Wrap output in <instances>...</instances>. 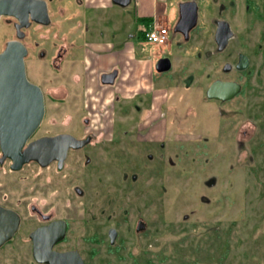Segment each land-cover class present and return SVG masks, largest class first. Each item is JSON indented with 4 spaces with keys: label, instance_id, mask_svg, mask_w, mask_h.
I'll list each match as a JSON object with an SVG mask.
<instances>
[{
    "label": "flooded vegetation",
    "instance_id": "af4514ba",
    "mask_svg": "<svg viewBox=\"0 0 264 264\" xmlns=\"http://www.w3.org/2000/svg\"><path fill=\"white\" fill-rule=\"evenodd\" d=\"M45 1L50 17L49 25L31 22L29 27L22 29L25 35L22 42L28 50L25 59L26 71L29 57L34 55L36 63L31 69L32 72L36 71L39 74L34 80L29 78L30 73H27V76L32 83L41 88L45 98L43 121L28 139L22 152L30 143L42 139L67 140L58 144L63 149L67 147V150L62 160L59 159L60 155H57L55 160L47 165L30 161L19 170L12 169L11 159L7 158L1 163L0 150V169H7L10 182L14 177L21 182L19 183L21 185L14 189L19 196H11L8 192L0 201V207L15 212L19 218V225L13 236L0 246V264H168L170 250L168 236L171 228L170 216L165 213L168 211V205H165L164 198L139 196L146 195L149 189H153L155 183L153 179L158 176L155 175L156 172L165 175L164 168L162 170L161 167H157L153 170L149 163L156 157L157 159L167 157L168 163L174 166L170 158L171 153H175V156L181 159L191 155L193 156L191 161L194 163L210 140L203 130L207 119L223 124L222 133H217L215 129L206 132L210 133L213 139L229 141L238 139L242 135L245 141L251 142L254 139L260 142L259 155L263 156L264 166V0H149L150 12L145 17H137L142 0H110L114 6H118L119 1L127 3L126 8L132 5L136 11L135 20L143 28L155 25L167 28L168 44H171L170 40L175 38L176 50H184L190 57L183 62L185 56L182 55L181 58L176 57L175 62L170 56H162L154 63L152 74L157 84L159 80L164 81L162 85L166 89L172 86L182 87L187 91L192 90L194 93L191 94H195L194 97L198 101L207 100V103L196 102L193 101L195 99L193 97L192 102H182L181 105H188L184 116L179 119L180 123L178 119H173L174 123L180 125L181 131L184 129L182 125H190L189 120L196 121V132H189L185 136L179 133V138L175 142L179 143V146L182 145L184 149L182 156L180 149H172L168 146L170 118L165 120L163 133L159 128L160 133L156 128L161 124L160 118L149 117L154 105L150 106L142 124L137 125V133H127L125 138L118 141L113 140V120L110 133L107 126L100 128L96 133L91 128L90 117L83 115L79 119L75 118L79 113H87L89 106L77 111L67 108L63 117L52 118L56 121V124L52 121L53 125H65L66 129L39 134L45 122L49 96L55 105H62L70 92L75 95L74 91L81 88L84 94L85 91L89 92V87H92L94 99L101 103L107 88L120 87L121 82L119 83L118 79L122 76L121 68L117 64L106 69L101 57L97 56L90 60L85 56L84 61L78 59V55L74 56L70 53L67 43H54L51 47H54L52 50L55 53L49 55L48 50L50 52L51 49L42 48L40 43L36 42L33 50L37 53L31 54L33 51L25 41L26 30L52 27L54 24L52 15L66 12L69 8L84 9L86 18L81 26L86 31L90 28L99 29L103 24L114 26L120 21L117 16L109 20L102 18L100 14L104 8L103 0ZM3 18L15 27L16 21L12 24L14 18L2 17L0 22ZM82 40L83 42L77 41V45L90 48L98 38ZM63 41L66 42L67 38ZM164 58L170 59L171 68L160 72L156 66L158 61ZM44 59L47 60V67L53 73L42 69ZM179 63H182V67L178 66L173 75V65ZM65 66L68 70L71 68L69 73ZM75 67L80 71H76ZM116 73L113 84L103 83V80L109 81ZM60 75L66 79L63 77L59 79ZM202 77L207 78L205 87L203 83L201 84ZM76 78L79 88L70 86V81L72 84L74 81L76 85ZM218 81L233 86L234 91L230 99L222 101L208 98L207 92L210 86ZM65 82L69 89L60 92L59 97L58 90ZM52 84L59 85L52 87ZM235 86H239V89L235 90ZM83 94L80 99L84 97ZM114 96L115 99L118 97L115 92ZM165 104L162 103L157 107L160 114L168 111L165 110L167 109ZM78 105H92L91 97L89 102L79 101ZM192 105L195 108L193 114H191ZM114 106L111 110L112 114ZM136 109L141 110L138 106ZM87 114L91 115L90 109ZM163 114L165 118L167 114ZM227 118L232 122L228 123ZM156 120L158 124L154 123ZM188 143H191L190 146ZM238 143V146H244L245 142ZM132 153L139 154L133 156ZM115 154L120 157L123 155L122 161L132 164L131 166L128 164L130 169L121 172V186L118 188L114 186L116 181L113 183V180L110 182L106 180L99 166L101 158L112 160ZM186 166L187 168L181 166L184 168V173L181 171L183 178L192 172L194 166L196 167L189 164ZM28 167L33 168L29 171ZM25 170L29 173L21 175ZM203 183L210 188L214 187L218 180L212 178ZM164 184H166L164 181L160 183L163 189L162 195L167 193ZM141 185L143 187L138 190ZM143 189L146 191L141 192ZM199 200L203 205L213 204L203 195ZM224 200L227 206L233 208V198H229V195L227 199L224 197L220 199V206L213 214L217 218L215 224L208 228L207 233L210 237L219 235L218 222H222L224 218H218V211L219 209L221 211L222 206L225 205ZM248 209L249 203L246 202L245 213H242L241 217L246 216ZM262 210L264 212V206ZM225 218L230 219L228 215ZM189 219V215L183 216V221L188 222ZM235 222L232 218L229 229L226 230L224 249L225 252L227 249L228 254H231V250L235 248L230 246L229 239L233 233L230 229L234 227ZM195 223L198 222H194V226H198ZM245 239L248 241L247 236ZM262 242L264 243V237ZM249 250L250 247L246 246L243 253L246 262L250 259Z\"/></svg>",
    "mask_w": 264,
    "mask_h": 264
},
{
    "label": "rangeland",
    "instance_id": "374dc122",
    "mask_svg": "<svg viewBox=\"0 0 264 264\" xmlns=\"http://www.w3.org/2000/svg\"><path fill=\"white\" fill-rule=\"evenodd\" d=\"M103 9L104 8H102V10ZM120 9L121 8H119L118 6L112 5L111 7H108V9H105L104 12L111 13L112 15L117 16V18L122 19L121 23L114 26H102L103 28L101 27L100 29L91 28L89 29V31H86L83 27H81V29L78 30V34L80 35V37H77V41L83 42L82 39L84 37L85 39L94 37V32H103L105 38H115L113 42L115 44L121 43L122 47H125L126 41L130 42L133 48L136 49L135 56L138 59H141L144 56H153V54L154 63L158 58L162 56H170L175 60V62L177 61L176 57L181 58L182 55L183 57L185 56L183 62H186V60L190 58L187 52L185 53L184 50H176L177 41L175 38L170 40L171 44L169 48L156 46L153 47L146 43V41L140 39L138 37V31L141 27L140 24H138L135 20V9L132 7V5L128 8L124 7L122 8V10ZM140 10L144 14H148L150 12L147 0H142V6ZM125 19L127 21H125ZM15 21V19L12 20V24ZM67 31L68 29L66 28L65 32ZM114 33H116L117 35L113 37ZM26 35L27 38L25 39V41L27 43V46L32 49L33 53L31 54L35 55L37 52L35 53V50H33V48L36 42L40 43L42 48H50L51 51L49 52L48 50V53L50 55L55 53V51L52 50V48L54 47H51L54 43L68 44L70 43L69 41H72L71 38L66 42L63 41L62 37H59V39H57L51 27L29 29L26 30ZM12 39H17L16 29L15 27H13V25L8 24V22L3 18L0 22V52L3 51L6 43ZM80 46V49L75 48L77 55H79L80 53L83 54V51L81 50L82 45ZM69 50H72V48H69ZM75 58L77 59V57ZM35 63V56L30 55L28 59L27 73H30L28 76H30L29 78L31 80H34L35 76H39L36 71L32 72L31 69V67H33ZM37 63L40 64L39 62ZM42 64L44 66L42 67V69H47L48 73L52 72L47 67L46 59L42 61ZM66 66L68 65L66 64ZM66 66L65 69L68 70V67L66 68ZM178 66L182 67V63L173 65V75ZM69 70L67 71V73H69ZM146 70V67L143 66L142 72L144 74ZM76 71L79 72L80 69L78 70V68H76ZM142 72H139L138 78L141 81H145L142 78L144 75L140 77ZM61 77L66 79V77H64L63 75H60L59 79H61ZM151 77L148 79V83H144L145 88H141L140 85H142L143 83L138 80L139 90L134 92L133 96H129V99L123 96V98L121 97L119 100L115 101L113 92L114 89L107 88L104 94V98L100 103L99 101L94 99L92 87H89V92L86 93L85 91L84 94L81 88L74 91L76 93L75 95L72 94V92H70L69 90L70 93L67 99L62 102L64 103L62 105H55L52 99H49V96L47 98V114L45 117V122L39 134H43L46 132L51 133L55 130L66 129L65 125H55L56 121H54L52 118L58 119L59 117H63L65 115L64 111H66L67 108H71L73 111H77L80 108L89 106V108L87 109V113H89L90 109L91 115L83 112L77 114L75 118L79 119L83 117V115L90 117L92 120L91 128L96 133L100 128H106V126L107 130L109 131L108 133H110L111 121L113 120L112 135L114 139H112L114 141H118L119 139L121 140L125 138L127 133L134 132V134H136L137 125L142 124V122L147 117L150 106L154 105L155 107L152 108L151 112L152 116L149 115V117H151V119L160 118L159 123L161 124L156 126L157 130L160 133L164 128L165 120L170 118L169 135L167 137L168 146H171L172 149H180L181 156L184 155V149L182 148V145L179 146V143L175 142L177 141V138H179V133L185 136L189 132H196V121L189 120L188 123L190 125H182V128L184 129H182L181 131L179 127L180 125L174 123L173 119L179 120L184 116L186 111L185 108L188 105L181 104L182 102H192V98L195 94L192 95V90L187 91L182 87L177 88L172 86L169 89H166L162 85L164 83L163 80H159V83L157 84V82H155L156 80ZM121 79L122 78L118 79L119 83ZM206 79V77H202L201 84L203 83L202 85L204 87L207 82ZM77 80L78 78H76V85L74 81L73 84L70 81V86H76L79 88V86L77 85ZM78 83L81 82L78 81ZM58 85L59 84H52V87ZM120 87L122 89L127 88L123 80L120 83ZM68 89L69 88L67 87V84L65 82L62 85V88L58 90L59 97L61 95L60 92L66 91ZM82 94L84 95V97L80 99V97H82ZM90 97L92 105H78L79 101L89 102ZM183 97L184 99H182ZM193 101L207 103V100L198 101V99L196 98L193 99ZM162 103H166L165 105H167V109L165 110L168 111H163V113L167 114L165 115V118H163L164 114L162 112L160 114V111L157 108L159 105H162ZM113 105L115 106L112 114L111 110L113 108ZM136 106L140 107L141 110H137ZM191 108V114H193L195 108L193 107V105L191 106ZM238 115L239 113L237 112V116ZM226 120H228V118ZM52 121L55 122L54 125ZM205 121L206 122L204 124L206 125L203 126V130L205 131L204 134L210 137L209 142H207L209 146L207 144L206 146H204L202 154L196 158L197 163H195L196 161L192 163L191 159H193V156L191 155H188L187 157H185V159H181L175 156V153H171L170 158L172 159V162H174V166L168 163L169 159L167 157L164 159H157L156 157L154 161L149 164L153 170H156L157 167H161L162 170L164 168L165 175L163 173L156 172L155 175L158 176H155V179H153V181L155 182L153 185V189H149V192L146 195L139 196L151 197L154 199L164 198L165 205H168V211H165V213H168L170 216L171 224L168 236L170 246V250L168 253V264H194L197 262H200V264H264V253H262L264 252V243L262 242L264 237V216H262L264 213L262 210V207L264 206L262 205L264 204V199H262L264 198V190L262 191V182L264 181V166L262 164L263 156L259 155L261 144L260 142L255 141L253 138L251 142L245 141L243 140L242 135L238 137V139L235 138L236 140L234 139L229 141H222L216 138L213 139L211 137V134L206 132H212L215 129L217 133H222L224 132L223 124L215 120L212 122L205 119ZM156 122L157 120L154 123L158 124V122ZM227 122L230 123L232 121L231 119H229ZM178 123H180V120L178 121ZM216 126H218V128ZM159 128H161V131L159 130ZM185 129L187 131H185ZM237 141L240 143L244 141V146H238L239 143ZM190 144L191 143H188L189 146ZM138 154L139 153H132L133 156ZM116 155L117 154H115L112 160L108 158H103L102 160L101 158L99 166H101L100 171L103 172V175L105 174L106 180L108 182L113 180V183L116 181L117 183L114 184V186L118 188L119 186H121V172L130 168H128L129 163L124 160L122 161L123 155L122 157ZM181 162H184V165L181 164ZM185 164H189L190 166L196 165V167L194 166L192 172L186 174V177L183 178L181 175V171L182 173H184V168H181V166L187 168ZM129 165L131 166L132 164ZM190 166L188 168H190ZM32 168L33 167H28L27 169L31 171ZM25 171H23L21 175L29 173V171ZM6 172V168L0 169V201L3 195L8 192H10L11 196H19V194L14 191V189L18 188L19 185H21L19 184L21 182L17 181L15 177H12V182H10L8 178L9 175ZM14 175L17 176V174ZM212 178L218 180V183L214 187L209 188L204 185L203 182L209 181ZM163 181L166 183L164 184V186L167 189V193H163L162 195L161 192L163 191V189L160 183ZM142 187V185L138 187V190H141ZM227 187H229L228 191L226 189ZM145 191L146 190L143 189L141 192ZM201 195L210 199L213 204L211 206L203 205L199 200V197ZM227 195H229V198H233V208L232 206H227L226 201L224 200L225 205L222 206L221 211L220 209L218 211V218H224L222 222H218V228L220 229L219 235L210 237L207 233L209 230L208 228L211 225L215 224L214 221L217 219L216 216H213V214H215L214 212L217 210V207L220 206V199L222 197H224V199H227ZM229 202L231 203L230 200ZM246 202L249 203V209L248 212H246L248 214V218L247 214L243 218L241 217V215L242 213H245L244 209ZM185 214L190 216V221H183V216ZM226 215H228L230 219H226ZM231 216L235 219L236 222L234 223V227L230 229L233 233L231 234V237H229V239L230 246H233L235 248L231 250V254H228L227 249L225 252L224 245H226V230L229 229L228 227L230 226L232 219ZM194 222H198V224L195 223L198 226L195 227ZM246 236L248 237L249 242L245 239ZM246 246L250 247V259L247 262L245 261L243 256ZM166 247H168V244L166 245ZM198 251L200 252L197 253Z\"/></svg>",
    "mask_w": 264,
    "mask_h": 264
},
{
    "label": "water",
    "instance_id": "95a60500",
    "mask_svg": "<svg viewBox=\"0 0 264 264\" xmlns=\"http://www.w3.org/2000/svg\"><path fill=\"white\" fill-rule=\"evenodd\" d=\"M124 6L127 3L119 1ZM2 17H12L16 20L17 39L8 41L0 52V150L1 163L7 158L13 161L12 169L19 170L25 163L37 161L47 165L55 160L57 155L63 159L67 147L58 144L64 139H42L30 143L25 150L28 139L34 134L43 121L45 114V98L41 88L32 83L27 77L25 59L28 50L23 44V28L29 27L31 22L49 25L45 0H0V20ZM157 70L168 71L171 68L169 58L158 61ZM110 76V75H108ZM117 73L110 80H103L104 84H113ZM239 87V86H238ZM235 86V90H238ZM233 86L229 83H213L207 96L209 99L226 101L231 98ZM232 94V95H231ZM19 225V218L15 212L0 207V246L8 241Z\"/></svg>",
    "mask_w": 264,
    "mask_h": 264
},
{
    "label": "crops",
    "instance_id": "0c3cea01",
    "mask_svg": "<svg viewBox=\"0 0 264 264\" xmlns=\"http://www.w3.org/2000/svg\"><path fill=\"white\" fill-rule=\"evenodd\" d=\"M149 2V0H147ZM103 4H104V9L101 11V16L102 18H105V20H109L111 17H116L114 15H112L111 13H105L104 10L108 9V7H111L112 4L110 3V0H103ZM72 5V4H71ZM118 4V7L121 8L120 10H122V8H124L126 5L122 6ZM126 8V7H125ZM80 9V10H79ZM147 14H144L143 12L137 11V17H145ZM53 18V26L52 31L53 33L56 35L57 39H59V37H62V39L67 38V41H69V39L71 38L72 41H69L70 43H68L69 48H72V50H70V53H72L74 56L77 55L76 54V49L75 48H79L81 46L77 45V39L80 37V35L78 34V30L81 29V24L84 23L85 18H86V14L84 12L83 8H76V7H72L69 8L68 10H66V12H61V13H56L54 15H52ZM119 19V18H118ZM120 21L117 22L116 24H119L122 22V19H119ZM125 21H127L125 19ZM107 25V24H106ZM105 24H103V27L106 26ZM102 27V28H103ZM141 28L138 31V37L140 39H142L143 37V31L145 30H149L150 28H143L142 26H140ZM68 29L67 32H65V29ZM91 29V28H90ZM96 29V28H93ZM100 29V28H99ZM89 31V30H88ZM95 34L94 37L98 38L97 42H94L91 46L92 47H85L82 45V51L83 54H79L78 55V59H81L84 61L85 56L92 60L95 59L97 56L101 57V59L104 62V67L106 69H109L112 65H118L121 68L122 71V80L126 85V89H122L121 87L119 88H114V91L116 93V95L118 96L116 100H119L121 97L123 98V96H125V98H128L129 96H133L134 92L139 90V81L140 80L138 77L139 72H142L143 70V66L146 67V71L145 74L142 72L140 77H142V75H144L142 78L145 81H141L143 84L140 85L141 88H145V82L148 83V79L151 77V75L153 74V67H154V54L153 56H147V57H142L141 59H138L135 55H136V49L133 48V46L130 44V42H125V47L121 46L120 44H115L113 42V40L115 38H105V35L103 32H94ZM66 34H68L66 36ZM75 34V35H73ZM115 34V35H114ZM113 37L116 36L117 34L114 33ZM78 37V38H77ZM93 37V38H94ZM85 38V37H84ZM143 40V39H142ZM145 41V39H144ZM147 43V42H146ZM149 44V43H148ZM151 45V44H149ZM153 46V45H151ZM155 47V46H153ZM158 47V46H157ZM162 47H170V44L168 45H164ZM147 58V59H145ZM86 59V60H88ZM152 78V77H151ZM122 80L120 82H122ZM121 88V89H120ZM130 98V97H129ZM128 98V99H129Z\"/></svg>",
    "mask_w": 264,
    "mask_h": 264
},
{
    "label": "built area",
    "instance_id": "2783aa9c",
    "mask_svg": "<svg viewBox=\"0 0 264 264\" xmlns=\"http://www.w3.org/2000/svg\"><path fill=\"white\" fill-rule=\"evenodd\" d=\"M168 35L169 30L167 28L155 25L146 32L145 40L153 46L162 47L168 44Z\"/></svg>",
    "mask_w": 264,
    "mask_h": 264
},
{
    "label": "trees",
    "instance_id": "16d2710c",
    "mask_svg": "<svg viewBox=\"0 0 264 264\" xmlns=\"http://www.w3.org/2000/svg\"><path fill=\"white\" fill-rule=\"evenodd\" d=\"M148 30H145V31H143V37H142V39L144 40L145 39V33L147 32ZM264 190V181L262 182V191ZM263 193H264V191H263Z\"/></svg>",
    "mask_w": 264,
    "mask_h": 264
}]
</instances>
